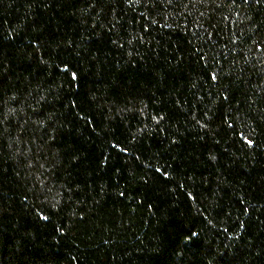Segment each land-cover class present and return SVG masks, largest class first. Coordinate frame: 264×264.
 I'll list each match as a JSON object with an SVG mask.
<instances>
[{
	"label": "trees",
	"instance_id": "trees-1",
	"mask_svg": "<svg viewBox=\"0 0 264 264\" xmlns=\"http://www.w3.org/2000/svg\"><path fill=\"white\" fill-rule=\"evenodd\" d=\"M0 264H264V0H0Z\"/></svg>",
	"mask_w": 264,
	"mask_h": 264
}]
</instances>
